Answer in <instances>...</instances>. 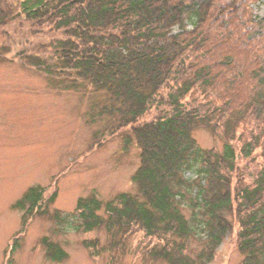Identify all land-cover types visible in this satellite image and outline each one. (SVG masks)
I'll list each match as a JSON object with an SVG mask.
<instances>
[{
    "label": "trees",
    "instance_id": "trees-1",
    "mask_svg": "<svg viewBox=\"0 0 264 264\" xmlns=\"http://www.w3.org/2000/svg\"><path fill=\"white\" fill-rule=\"evenodd\" d=\"M254 1L0 0V57L12 50L9 32L46 36L37 50L17 49L14 57L53 89L102 94L89 103L87 121H103L108 134L128 128L139 148L135 192L77 198L75 227L105 237L83 241L92 255L122 251L139 232L151 259L208 264L232 230L235 210L240 264H264V159L252 183L236 185L231 141L252 116L264 123V18L254 20ZM201 126L221 139L220 150L198 145L193 131ZM259 146L264 152L255 137L240 151L247 157ZM56 197L57 190L46 195L44 186H28L12 204L21 229L34 216L62 229L66 215L52 207ZM40 243L50 261L67 258L50 236Z\"/></svg>",
    "mask_w": 264,
    "mask_h": 264
},
{
    "label": "rangeland",
    "instance_id": "rangeland-1",
    "mask_svg": "<svg viewBox=\"0 0 264 264\" xmlns=\"http://www.w3.org/2000/svg\"><path fill=\"white\" fill-rule=\"evenodd\" d=\"M250 8L255 21L264 18V0L254 1ZM186 29H192L190 23ZM177 30L174 28L173 32ZM24 32H9L12 50L6 59L0 57V264H6L9 257V264H165L145 256L139 245V232L127 239L122 251L113 254L95 256L83 245V241L93 238L104 242L105 237L102 231L84 232L75 227L77 198L95 193L107 200L120 191L135 192L131 176L139 165V148L128 128L108 134L103 121H87L89 103L102 94L83 96L53 89L41 73L23 63L19 56L14 57L17 49L31 52L37 50L39 43L47 42L44 35L24 36ZM0 42L4 43L2 38ZM156 112L152 109L144 119ZM230 118L236 120L238 115L232 114ZM252 119V123H242L237 129L232 125L236 131L231 141L237 156L233 183L238 186L252 183L263 165L262 147L255 148L247 157L240 151L245 142L255 137L264 142V123L254 116ZM127 135L130 139L125 144ZM193 136L202 148L221 149V139L204 126L195 129ZM185 174L195 177L190 171ZM34 184L44 186L46 195L57 190L52 207L66 215L62 229L42 216L30 218L21 229V213L12 204ZM185 212L189 215L188 209ZM231 217L233 228L208 264L242 261L235 210ZM43 235L57 240L66 250L68 256L64 261L52 262L46 257L40 243ZM18 236V245L10 253ZM191 246L196 249L198 245L191 241Z\"/></svg>",
    "mask_w": 264,
    "mask_h": 264
}]
</instances>
